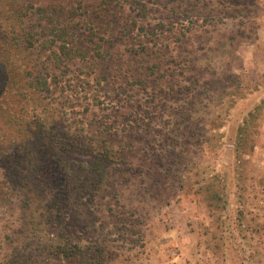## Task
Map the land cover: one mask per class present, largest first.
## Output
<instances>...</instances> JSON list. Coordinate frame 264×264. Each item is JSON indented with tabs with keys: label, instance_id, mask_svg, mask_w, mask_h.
I'll use <instances>...</instances> for the list:
<instances>
[{
	"label": "rangeland",
	"instance_id": "rangeland-1",
	"mask_svg": "<svg viewBox=\"0 0 264 264\" xmlns=\"http://www.w3.org/2000/svg\"><path fill=\"white\" fill-rule=\"evenodd\" d=\"M43 1L24 3L31 33L13 41L23 124L46 143L87 135L111 163L95 174L51 147V180L31 177L2 117L0 264H64V233L103 247L100 264H264V0H123L134 29L94 63L59 51Z\"/></svg>",
	"mask_w": 264,
	"mask_h": 264
},
{
	"label": "trees",
	"instance_id": "trees-1",
	"mask_svg": "<svg viewBox=\"0 0 264 264\" xmlns=\"http://www.w3.org/2000/svg\"><path fill=\"white\" fill-rule=\"evenodd\" d=\"M26 1L33 2L34 0H0V120L3 119L2 117H6L5 119L14 125L15 132L23 136L27 145L30 144L29 151L34 155L36 162L31 177L35 175L47 181L51 180L52 177L48 171L52 156L47 149L51 147L57 151L64 150V153L67 151V154L92 158V171L95 174L100 173L106 168V165L111 163L110 150L107 146L101 145L102 150H98L97 144L93 143L89 136L78 134L72 130L64 131L60 140L52 139L51 136L49 142L46 143L37 136L39 131L35 127H33L34 129L30 128L32 123L27 126L23 124L25 113L24 104H22L24 102V76L16 63L11 61V55L14 50H18L13 46V41L16 38L27 39L31 33L30 30L24 31L28 15L24 8ZM63 1L62 6L60 3ZM75 1L44 0L42 2L44 5L42 12L50 15L45 28L49 30L54 41H61L59 51L64 56L85 58L88 54H92L90 58L94 63L99 57H106L108 53L106 51L108 48L110 49V40H113L117 27L121 31H126L128 35L134 29V23L116 19L118 15L122 17L126 15V8L120 3L123 0H96L95 4H88L84 0L78 8H74ZM49 10L50 12H48ZM76 11H80L78 17L82 24L81 27H83L79 38L76 32L78 27L74 24ZM79 30L81 29L79 28ZM21 50L22 48H20ZM52 133L56 135V133ZM58 241L55 246H52L51 253L55 259H63L64 264H82V261L90 256L93 258L95 256L97 260L94 258V261H98L99 264L106 261V251L104 252L103 247L99 245L83 247L77 243H71L65 233L64 241L61 240V237L58 238ZM14 263L8 262L7 264Z\"/></svg>",
	"mask_w": 264,
	"mask_h": 264
}]
</instances>
